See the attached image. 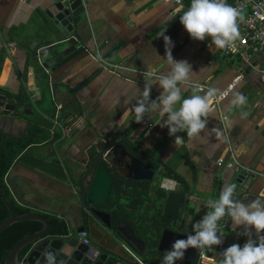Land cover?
<instances>
[{"label":"crops","instance_id":"1","mask_svg":"<svg viewBox=\"0 0 264 264\" xmlns=\"http://www.w3.org/2000/svg\"><path fill=\"white\" fill-rule=\"evenodd\" d=\"M52 2L0 0V55L4 53L5 57L0 87L7 92L5 95L15 100L25 91L31 101L37 103L46 93L47 86L51 83L54 85L50 86L54 87L52 99L59 109L54 118L45 114L44 119L53 123V137L57 132L62 136L49 146H42L38 152L44 156L54 154L67 170V179L61 180L39 168L14 164L9 178L23 203L41 212L63 217L72 228L87 225V218L84 219L80 213L77 182L89 162L88 152L93 146L130 131V142L139 143L146 153L152 152L169 137L158 159L164 165H172L187 182L191 192L190 206L195 209L198 218L194 220L188 215L196 222L208 211L206 201L217 198L218 178L236 168L248 171L249 176L256 175L254 180L250 179L248 189L243 190L236 199L247 203L264 197V82L261 79L262 64L258 60L255 66L248 67L239 60L226 59L220 49L208 43L207 38L203 42L192 40L179 22V15L183 11L173 10V6L163 0H88L85 21L80 23L71 37V41L84 50L58 67L56 72L46 71L50 80L42 82L38 74L41 63L71 46L76 47L47 15ZM170 22V26L155 31ZM162 32L171 38L174 60L187 61L195 73L193 82L187 85L188 90L183 93L184 97L192 94L194 85L218 89L219 94L236 77L243 76V80L218 107L212 103L207 127L198 136L186 140L183 132L177 133L183 137V143L179 145L174 144L175 138L168 135V129L160 126L162 118L158 114H146L144 121L138 124L131 111L145 83L150 79L155 81L161 72L168 70L163 61L164 40L159 37ZM121 41L126 43L124 48L116 56L107 58V52ZM10 44H15L13 50H8ZM221 54L223 59L216 61ZM146 73H150L151 77ZM94 75L95 78L87 83ZM161 91L158 85H153L151 99H155ZM206 91L203 89L199 94L203 95ZM235 92L246 97V104L242 108L230 103ZM242 113H247V116H242ZM224 116L227 120L223 119ZM23 119L31 121L30 113H24ZM220 158L226 162L235 160L237 167L229 169L219 166L217 161ZM118 164V169H112L122 176L125 158L118 156ZM160 174L158 172L157 180L153 181V187L165 178L176 187L163 191H179L181 186L178 182ZM88 183L89 180L85 185ZM151 194L155 195L154 189ZM150 207L146 210L145 226L148 233H153L157 224L162 223L163 212L159 215ZM184 211L182 218L185 217ZM88 221L91 243L109 241L121 253L132 257L129 253L131 250L146 263L144 258L149 257L145 254L150 245L145 244L143 255L132 244L128 250L120 243L126 240L121 231L118 230V235L113 232L114 237L91 216ZM223 223L231 227L228 217ZM120 227L125 229L126 225ZM242 231V228H238L233 232V244L241 247L247 241L246 236L240 235ZM134 232L136 235L137 232ZM207 263L212 264V261Z\"/></svg>","mask_w":264,"mask_h":264},{"label":"trees","instance_id":"2","mask_svg":"<svg viewBox=\"0 0 264 264\" xmlns=\"http://www.w3.org/2000/svg\"><path fill=\"white\" fill-rule=\"evenodd\" d=\"M170 24L171 22L157 28L155 31L159 32L163 28H166V26H170ZM72 43L75 44L76 42L73 41ZM75 45L76 51L59 63L57 67L64 65L84 50L83 48H78L77 44ZM125 45L126 43L124 41L115 44L107 52L106 57L111 58L116 56L118 51L124 48ZM4 58L3 53L0 55V74ZM239 63L241 62L239 61ZM38 74L46 78V81H49V77H47V73L42 67L38 70ZM95 76L96 75L90 77L86 82H91ZM53 88L47 86L44 95L46 98L45 100L48 102V106L46 107V110L42 108L43 106L38 107L40 111L34 106L29 95L25 94V91H23L17 97V100L25 107H28L31 110V113L33 112L30 116L31 124L28 134L19 138L5 135L0 139V188L6 192L5 194L2 193L0 196V225L10 218V211H12L15 216L36 213L44 216L48 220L51 235L61 236L68 234V223L66 220L63 217L52 213L41 212L23 203L18 195L17 188L9 178L12 166L19 163L24 164L31 169L39 168L55 175L61 180L67 179V170L65 166L59 159L54 157V154L44 156L38 152L42 146H49L52 142L58 140L62 136L60 132H57L53 137L51 132L53 123L44 119L45 114L51 115L54 118L57 113L56 102L52 99L53 96L51 89ZM6 93L5 89L0 87V94ZM130 132L126 134H117L111 140H106L104 143L95 145L89 150V162L82 170L80 179L77 182L79 187L78 195L81 203L80 213L84 219H86L87 216L86 209L91 208L110 214L113 232L117 235L118 227L121 225L130 226L137 232V238L142 240L144 244L148 246L150 245L148 253L145 254L149 257L144 258V261L149 264L151 261L150 259L158 254L155 249L164 229L167 227L175 229L179 222L181 225L185 224L189 218L188 213L194 220H196L198 216L195 209L189 204L191 192L187 182L176 173L175 168L172 165H164L158 159L159 154L165 146L166 141L169 140V137L165 138L152 152L146 153L141 149L139 143L130 142ZM183 136L186 140L189 139L186 132H183ZM119 144L123 145L132 155L139 158L152 170L158 171L159 173L162 172L160 175L163 177L178 182L179 186H181L179 191L166 193L160 187V183L153 187V182L133 181L113 172V169L109 166L115 179L109 200L104 205L89 206L87 203V193L90 183L86 186L85 182L92 179L99 164L104 161L106 153ZM152 189L155 191L154 196L151 194ZM149 206H151L150 210L157 211L159 215H161V211L163 212L160 221L162 223L157 224L156 230L153 233H148V229L145 226L146 210L149 209ZM9 207L11 210H9ZM183 211L185 212L184 218H182ZM224 221H226V217L222 220V222ZM82 227H87L86 223ZM43 228L44 225L40 222L24 221L16 223L4 230L0 234V264H5L10 252L21 240L41 231ZM30 250L31 245L25 247L20 252V264H23V260L29 255ZM184 264L191 263L185 262ZM196 264H201L199 259Z\"/></svg>","mask_w":264,"mask_h":264},{"label":"clouds","instance_id":"3","mask_svg":"<svg viewBox=\"0 0 264 264\" xmlns=\"http://www.w3.org/2000/svg\"><path fill=\"white\" fill-rule=\"evenodd\" d=\"M244 17L240 10L227 3V0H190L186 10L179 15V22L194 41H205L210 38V45L216 49H225L235 45L241 38L239 22ZM160 33L165 45L164 62L167 71L161 72L155 81L151 79L145 83L140 98L133 105L131 111L134 120L140 124L146 114H158L162 118L160 126L168 129V135L174 137V144L183 143V137L177 135L186 132L189 138L198 136L207 127V117L211 105L218 96V89L209 88L203 95L199 94L203 88L196 86L190 96L184 97L187 85L193 82L195 73L187 61H176L171 49L174 46L171 38ZM151 77L150 73H146ZM153 85H158L162 91L151 99ZM226 93H219L223 99ZM231 105L242 108L246 104V97L239 92L233 94ZM247 116V113H242ZM219 136V132L217 133ZM236 185L225 184L219 192L218 198L208 199L205 207L206 214L195 224L189 217L192 233L186 239L176 240L171 249L166 251L160 264H175L184 258L186 250L197 249L202 261L212 260V264H264V197H258L250 202H243L235 198ZM228 217L231 221V231L238 228L243 231L247 241L241 247L233 244L219 253V259L213 260L208 256L213 246H219L223 240V230L220 221ZM219 233V235H218ZM45 264H57L54 253L48 252Z\"/></svg>","mask_w":264,"mask_h":264},{"label":"water","instance_id":"4","mask_svg":"<svg viewBox=\"0 0 264 264\" xmlns=\"http://www.w3.org/2000/svg\"><path fill=\"white\" fill-rule=\"evenodd\" d=\"M88 9V0H53L51 7L47 11V15L53 20L56 27L63 33L64 37L71 42V37L77 30L78 26L85 21ZM75 51L76 47L71 46L61 51V53L50 60L41 63V65L45 71L51 70L52 72H56L58 70L57 65ZM47 77H49L48 73ZM40 79L42 82L46 81V78L43 76H40ZM51 85L52 83L50 86ZM37 94H40V92ZM45 99V95H42L37 103L33 102L38 111H40L38 109L40 106H43L42 108L46 110L48 102ZM23 107L24 105L18 100H15L12 96L0 94V129H3L4 134H10L11 136L18 138L28 134L30 125L28 121L22 118V115H24ZM32 114L33 112L30 116ZM118 149L123 150L122 154L126 160L124 164L125 171L123 169L121 170L123 177L133 181L150 183L155 181L158 177V171L152 170L139 158L132 155L123 145L119 144L106 153L104 161L99 164L90 180L91 182L89 181L90 186L87 193V203L89 206H100L108 202L115 181L110 167H116L115 163L111 161V157L113 152ZM255 177L256 175L249 176L248 171H239L237 168L228 174L221 175L216 182L217 189L215 196L218 198L219 192L225 184H234L236 185V198L240 193H243V190L248 189L250 186V179L254 180ZM2 193L5 194L6 192L0 188V196ZM9 210H11L10 207ZM10 212V218L0 225V234L10 226L24 221L40 222L44 225V228L21 240L12 249L5 264H20V252L30 245L31 250L26 259L23 260V264H45V257L48 252L55 254L57 264H140L137 260L138 256H136L135 253L130 252L131 250L129 246L132 244L136 251L142 255L145 251V244L142 240L136 237L135 232L128 226H126L125 229L118 227V230L123 233L126 239L125 241H120V243H122L126 249L130 250L129 253L132 257L116 250L111 246L109 241H105L103 244L92 242L88 246L83 244L79 238V233L89 229V216L97 220L106 230L113 234L110 214L94 208L86 209L87 227L72 228L68 223V234L61 236L50 234L49 222L40 214L30 213L15 216L12 211ZM192 223L195 224L196 221L192 220ZM220 224L223 230L222 244L219 246H213V251L208 252V256L213 258V260H218L219 253L223 252L234 243V235L231 231V227L223 225L224 223L222 221H220ZM188 234H194L192 233V225H190L189 222H186L183 225L179 222L175 229H170V227L164 229L155 249L158 254L150 259L151 261L149 264H160L163 254L171 249L172 244L178 239H186ZM113 236L116 237L114 234ZM141 254L140 256L142 257ZM138 259L140 258L138 257ZM198 259V250L189 248L186 250L184 258L176 261L175 264H184L185 262L196 264ZM143 264L147 263L143 262Z\"/></svg>","mask_w":264,"mask_h":264},{"label":"built area","instance_id":"5","mask_svg":"<svg viewBox=\"0 0 264 264\" xmlns=\"http://www.w3.org/2000/svg\"><path fill=\"white\" fill-rule=\"evenodd\" d=\"M166 3H170L173 6V10L184 11L187 9L190 0H163ZM227 3L236 7L241 11L244 19L239 22V28L241 33V38L235 42V45L229 48L220 49L223 56L226 59H236L239 60L245 66H255L256 60L262 64L261 79L264 82V0H227ZM74 39V38H73ZM210 43V38H207ZM15 44L8 45V50H13ZM243 80V76L240 75L232 81L225 90L221 93H226L223 99L217 98L213 101V106L218 107V105L226 100L228 96L233 92L236 86ZM200 86L203 89H209L206 85H194V87ZM52 96H53V89ZM54 98V96H53ZM224 120L227 117L224 116ZM219 166H226L229 169L237 167V162L235 160L225 161L223 158L217 161ZM160 187L164 190H174L176 184H174L169 179H161ZM79 238L81 242L85 245L91 244L90 233L85 230L79 233ZM140 264L143 262L138 259ZM199 260L201 264H207V261H202L200 256Z\"/></svg>","mask_w":264,"mask_h":264},{"label":"flooded vegetation","instance_id":"6","mask_svg":"<svg viewBox=\"0 0 264 264\" xmlns=\"http://www.w3.org/2000/svg\"><path fill=\"white\" fill-rule=\"evenodd\" d=\"M56 107L58 108V105L56 104ZM28 108V107H27ZM27 108L24 106L23 107V112L24 113H26V114H31V110L28 108V110H27ZM26 116V115H25ZM22 118H23V115H22ZM26 121H28V120H26ZM28 123H29V125L31 124V121H28ZM11 136L10 134H4L3 133V129L1 128L0 129V139H1V137L2 136ZM128 150V149H127ZM129 151V150H128ZM130 152V151H129ZM123 150L122 149H118V150H116V151H114L113 152V154H112V157H111V161H113V163H115V165H116V167L115 168H117L118 169V166H119V164H118V156H122L123 158H124V156H123ZM126 161V160H125ZM199 262H200V260H199Z\"/></svg>","mask_w":264,"mask_h":264},{"label":"rangeland","instance_id":"7","mask_svg":"<svg viewBox=\"0 0 264 264\" xmlns=\"http://www.w3.org/2000/svg\"><path fill=\"white\" fill-rule=\"evenodd\" d=\"M174 25L176 26V23H174ZM174 25H173V26H174ZM206 40H207V39H206ZM208 43H209V42H208ZM222 59H223V56H222V54H221L220 57H217V58H216V61H218V60L221 61ZM228 60H230V59H228ZM255 75L259 76L258 73H255ZM58 109H59V106H58ZM155 180H157V178H156ZM189 204H191L190 201H189ZM210 261H211V260H210ZM206 263H207V262H206ZM207 264H208V263H207Z\"/></svg>","mask_w":264,"mask_h":264}]
</instances>
